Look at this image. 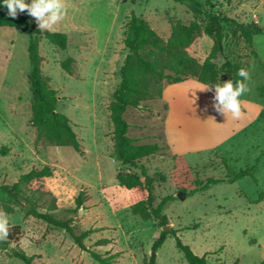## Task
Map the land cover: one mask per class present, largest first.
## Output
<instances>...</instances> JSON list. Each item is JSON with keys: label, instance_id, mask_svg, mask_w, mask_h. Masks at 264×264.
<instances>
[{"label": "rangeland", "instance_id": "1", "mask_svg": "<svg viewBox=\"0 0 264 264\" xmlns=\"http://www.w3.org/2000/svg\"><path fill=\"white\" fill-rule=\"evenodd\" d=\"M199 1L204 11H221L243 24L238 27L229 21L224 25L225 55L249 73L245 81L248 91L240 98V116H224L215 110L214 88L202 91L207 85L195 80L174 84L163 80L160 96L147 97L138 107L127 108L128 135L139 143L162 146L140 163L154 178L152 205L165 196L172 197L163 213L168 217V229L178 230L182 243L195 254L206 255L212 264H259V244L264 240V33L252 36L251 44L243 35L250 34L247 24L255 21V15L264 29V0ZM64 3L66 15L51 31L67 33V49L61 50L42 37L39 51L44 58L42 71L57 91V109L69 117L83 153L68 146H36L27 79L29 36L24 27H0V145L10 147L6 156H0V183L11 184L33 167L51 166L53 176L34 180L29 186L55 195L53 213L71 218L76 233L98 228L84 243L110 257L111 264H141L151 256L152 243L162 227L154 218L145 220L132 213L127 190L116 180L117 173L126 176L133 172L112 157L108 105L120 82L119 62L111 65L105 80H95L96 57L89 50L101 41L103 30L113 25L116 42L123 41L132 12L147 20L165 41L172 22L188 24L195 18L204 26L206 18L202 13L194 17L175 0ZM212 45L213 40L201 33L188 52L202 63ZM86 54L92 60L81 65L75 60L72 74L60 66L66 56L80 59ZM222 61L219 57L217 64ZM227 80L222 74L218 83ZM247 168H252L251 174L232 179L235 172ZM162 177L164 180L158 181ZM208 178L221 181L200 189ZM81 190L85 193L83 204L75 212L68 211L76 207L75 198ZM25 209L19 203L13 213L4 214L9 225H18L21 231L18 242L10 247L33 255L31 264H100L81 250L67 231L25 216ZM155 256L158 264H188L174 236L165 239ZM0 264L24 263L0 249Z\"/></svg>", "mask_w": 264, "mask_h": 264}, {"label": "trees", "instance_id": "2", "mask_svg": "<svg viewBox=\"0 0 264 264\" xmlns=\"http://www.w3.org/2000/svg\"><path fill=\"white\" fill-rule=\"evenodd\" d=\"M184 4L196 17L204 14L206 21L202 26L195 18L188 24L176 20L171 23V33L165 41L144 18L131 13L127 22V30L123 43L127 49L124 61L119 68L120 82L113 91L112 100L108 105L110 120L113 125L112 157L121 165L133 172L123 176L116 174L120 186H124L128 193L130 209L134 215L148 220L154 218L160 227L168 224V217L163 213L165 204L171 196L163 197L156 206L152 205L151 192L154 178L147 173L146 167L140 163L143 157L152 155L162 149L157 143H139L138 139L128 135L129 123L125 112L129 106L138 107L141 101L154 95L160 96L164 80L166 84H174L185 80H195L205 85L216 84L222 74L234 83L242 78L237 75L244 67L232 61L225 55L224 25L232 21L238 27L243 24L229 18L223 12L204 11L199 0H175ZM29 2V0H26ZM251 28L250 34L243 35L246 43H252V36L263 34L264 29L256 21L247 24ZM0 27H24L28 39V55L30 70L27 79L31 92V125L35 130L36 146H68L78 153H83V147L74 131L69 117L58 111V95L51 87L49 78L42 71L44 60L39 51V42L42 37L61 50L68 46L67 33L64 31H42L34 18L24 13H18L13 18L7 15V9L0 6ZM201 33L213 40L210 52L202 63L189 54V46ZM219 57L223 58L217 64ZM75 62L72 56H66L60 66L68 74H72L71 65ZM245 82V81H244ZM241 98V97H240ZM8 145H0V156L9 153ZM252 168L239 170L232 179H238L251 174ZM54 169L49 165L40 168L33 167L18 176L11 184L0 183V213L11 214L15 206L23 203L26 206L25 216H33L46 221L48 224L67 231L75 244L83 251L88 252L100 264H111L110 257H103L85 245L84 239L97 231L98 228H88L76 233L71 224V218L64 219L53 213L56 209V197L50 190L33 189L29 185L34 180L53 176ZM163 181L164 178L158 179ZM221 181L217 178H208L204 186ZM45 196L49 199L46 201ZM85 200V193L81 190L75 198L76 207L68 210L75 212ZM46 203V204H45ZM43 205L44 210H40ZM178 230L161 229L158 237L152 243V250L157 251L168 236H174L176 247L182 253L188 264H212L206 255L195 254L188 245L182 243L177 236ZM21 235L18 225H9L8 236L0 240V249L8 250L10 257L31 264L34 256L28 255L23 249L10 247V243L18 242ZM105 240H98V243ZM141 264H158L156 256L151 255ZM233 264H236L234 262ZM259 264H264L263 262Z\"/></svg>", "mask_w": 264, "mask_h": 264}, {"label": "clouds", "instance_id": "3", "mask_svg": "<svg viewBox=\"0 0 264 264\" xmlns=\"http://www.w3.org/2000/svg\"><path fill=\"white\" fill-rule=\"evenodd\" d=\"M0 6L7 9V15L15 18L18 13L27 12L37 22L38 29L49 31L54 28L57 22L66 15V4L64 0H0ZM237 75L241 80L230 79L223 83L207 85L200 90H211L214 88L215 103L213 107L221 115L231 113L233 118H238L241 113L240 97L247 91L244 81L249 79V73L241 68ZM9 233V219L4 213H0V240L5 239Z\"/></svg>", "mask_w": 264, "mask_h": 264}, {"label": "crops", "instance_id": "4", "mask_svg": "<svg viewBox=\"0 0 264 264\" xmlns=\"http://www.w3.org/2000/svg\"><path fill=\"white\" fill-rule=\"evenodd\" d=\"M257 18L258 16L255 15L254 19L256 22H257ZM113 27L114 25L112 27L110 26L107 30L106 29L103 30V33L101 35V41L99 43L98 42L95 43V45L91 47V50H89V52L91 53L94 52L93 54L96 57L95 58L96 66L92 70L93 78L95 80H105V77L110 75V67L113 64H117L119 62V68H120L127 53V49L125 48L123 41L120 40L119 43L116 42L117 39ZM83 29L82 31L85 32L86 31L85 28ZM99 32L101 34V31ZM79 49L81 48L79 47ZM72 57L78 62L79 65H81L80 64L81 62L88 63L90 60H92L91 59L92 57L88 56L87 54L82 55L80 59L74 56ZM80 73H82L81 69H80ZM187 82H189V80H185L178 83H187ZM240 103H241V99H240ZM163 130H164V126H163ZM259 248H261L262 251V258L260 263L261 262L264 263V240L259 244Z\"/></svg>", "mask_w": 264, "mask_h": 264}, {"label": "water", "instance_id": "5", "mask_svg": "<svg viewBox=\"0 0 264 264\" xmlns=\"http://www.w3.org/2000/svg\"><path fill=\"white\" fill-rule=\"evenodd\" d=\"M178 196H180V194H178ZM169 227H170V226H169L168 224H166V225H164V226L162 227V229H168ZM154 254H155V251H153L151 255H154Z\"/></svg>", "mask_w": 264, "mask_h": 264}]
</instances>
